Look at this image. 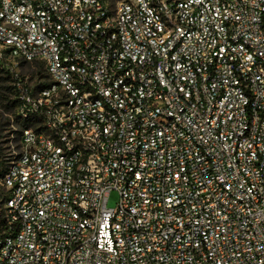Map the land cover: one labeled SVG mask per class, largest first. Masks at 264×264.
<instances>
[{"label":"built area","instance_id":"1","mask_svg":"<svg viewBox=\"0 0 264 264\" xmlns=\"http://www.w3.org/2000/svg\"><path fill=\"white\" fill-rule=\"evenodd\" d=\"M0 68V264H264V0H0Z\"/></svg>","mask_w":264,"mask_h":264},{"label":"rangeland","instance_id":"2","mask_svg":"<svg viewBox=\"0 0 264 264\" xmlns=\"http://www.w3.org/2000/svg\"><path fill=\"white\" fill-rule=\"evenodd\" d=\"M114 2V0H112ZM36 64H28L21 68L22 74L28 75L29 81L35 79ZM13 83L11 80H7L5 74L0 72V147L2 149V156L9 154L11 146L14 145L10 141L11 134L21 128L22 123L17 119L15 115V106H12L13 102ZM0 192L4 190L0 187ZM118 193L111 191L108 195L107 205L108 207H115L118 202ZM4 199L0 195V223L4 218Z\"/></svg>","mask_w":264,"mask_h":264},{"label":"trees","instance_id":"3","mask_svg":"<svg viewBox=\"0 0 264 264\" xmlns=\"http://www.w3.org/2000/svg\"><path fill=\"white\" fill-rule=\"evenodd\" d=\"M36 67H37V69H36V73H35L36 75H35V79H34L35 80V82H34L35 84H36V80H38L40 78H43V76H44L41 65H37L36 64ZM1 71H2V73L5 74V77H6L7 80H11V82L13 81V78H12L11 74L8 71H4L3 69L0 68V72ZM41 86H42L41 84H38L37 87L40 88ZM12 90H13V87H12ZM15 96H16V93L13 90V98L14 99H13V102H12V106H16L17 100H16ZM22 125H25V124L22 123ZM4 166H5V159L2 156V149L0 147V177H1L2 173H3ZM0 195L3 196V199H5V192H0ZM1 224H2V222L0 223V226H1Z\"/></svg>","mask_w":264,"mask_h":264}]
</instances>
